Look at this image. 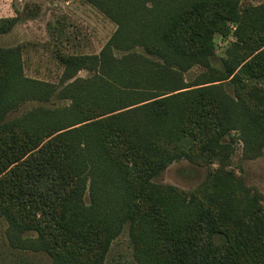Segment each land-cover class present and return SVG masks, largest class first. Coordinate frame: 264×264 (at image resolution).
<instances>
[{
    "label": "trees",
    "instance_id": "16d2710c",
    "mask_svg": "<svg viewBox=\"0 0 264 264\" xmlns=\"http://www.w3.org/2000/svg\"><path fill=\"white\" fill-rule=\"evenodd\" d=\"M90 1L118 26L105 51L133 54L101 59L97 80L64 86L59 96L70 105L7 120L56 85L24 76L18 53L0 47V219L52 264H103L125 224L141 264H264L256 194L219 183L205 197L187 196L155 180L185 155L198 163L202 149L224 151L233 126L250 133L260 126L264 10L248 15L240 0ZM15 21L0 19V33ZM229 24L238 40L218 69L215 37L228 36ZM73 64L86 68L84 59ZM195 64L218 77L193 86L167 78Z\"/></svg>",
    "mask_w": 264,
    "mask_h": 264
},
{
    "label": "rangeland",
    "instance_id": "374dc122",
    "mask_svg": "<svg viewBox=\"0 0 264 264\" xmlns=\"http://www.w3.org/2000/svg\"><path fill=\"white\" fill-rule=\"evenodd\" d=\"M239 7L248 15H253L256 9L264 10V0H240ZM4 18L16 21L13 28L0 33V47L18 53L24 76L56 85L51 97L45 94L47 98L44 99L29 98L9 112L7 120L24 117L35 108L53 110L70 105V98L61 100L59 96L64 93V90L61 91L64 86L75 79L78 83L83 79L97 80L101 59L110 64L111 58L121 60L133 54L127 50H114L112 54L105 51L118 26L90 0H0V19ZM229 25L231 32L228 36L217 34L215 37V55L211 57V62L218 69L224 67L223 59L229 57L227 53L231 45L238 40L234 33L237 26ZM136 50L138 52L134 54L159 60L140 48ZM82 59L86 68L78 69L80 65H71ZM158 62L161 63V60ZM210 73L213 79L218 77L204 65L195 64L186 71H179L177 76L167 75V78L175 80L174 85L193 86L204 83L211 77ZM225 89L235 97L233 86L227 85ZM258 124L260 126H254L251 133L240 132L233 126L223 137L224 145L228 144L224 151L217 146L210 151L202 149L198 155L203 157L198 159V163L184 154L161 171L155 180L178 188L187 196L195 192L203 197L215 184L221 183L225 187L232 184L248 197L256 194L264 211V119ZM211 153L216 155L212 157ZM18 234L6 218L0 219V264H52L48 254L23 248ZM31 234L35 237L37 232ZM218 238H215L217 242ZM103 264H141L136 257L128 224L114 239Z\"/></svg>",
    "mask_w": 264,
    "mask_h": 264
}]
</instances>
